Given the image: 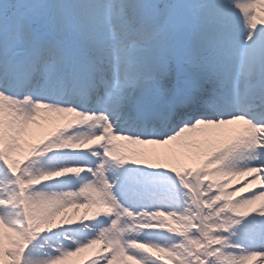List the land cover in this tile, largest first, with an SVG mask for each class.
I'll return each instance as SVG.
<instances>
[{
	"label": "snow or ice",
	"instance_id": "6c2138e0",
	"mask_svg": "<svg viewBox=\"0 0 264 264\" xmlns=\"http://www.w3.org/2000/svg\"><path fill=\"white\" fill-rule=\"evenodd\" d=\"M87 250L264 264V0H0V264Z\"/></svg>",
	"mask_w": 264,
	"mask_h": 264
},
{
	"label": "rangeland",
	"instance_id": "374dc122",
	"mask_svg": "<svg viewBox=\"0 0 264 264\" xmlns=\"http://www.w3.org/2000/svg\"><path fill=\"white\" fill-rule=\"evenodd\" d=\"M126 148L127 146H125V148H122L121 151L124 152L125 154L130 155V153L127 152ZM91 258H94L93 251L87 250L84 253H80L76 256L67 258L65 261H62L61 264H87V261Z\"/></svg>",
	"mask_w": 264,
	"mask_h": 264
},
{
	"label": "bare ground",
	"instance_id": "6f19581e",
	"mask_svg": "<svg viewBox=\"0 0 264 264\" xmlns=\"http://www.w3.org/2000/svg\"><path fill=\"white\" fill-rule=\"evenodd\" d=\"M117 143H118V144H121V145H125V146H127V145H126V142H124V141H118ZM124 148H125V147H124Z\"/></svg>",
	"mask_w": 264,
	"mask_h": 264
}]
</instances>
